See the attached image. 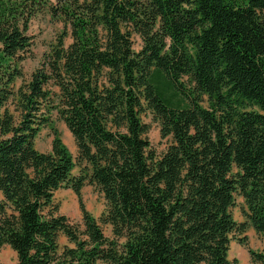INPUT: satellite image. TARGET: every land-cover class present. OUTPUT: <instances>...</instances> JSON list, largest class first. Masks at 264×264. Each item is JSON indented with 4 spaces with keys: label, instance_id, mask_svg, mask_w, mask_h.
Here are the masks:
<instances>
[{
    "label": "trees",
    "instance_id": "trees-1",
    "mask_svg": "<svg viewBox=\"0 0 264 264\" xmlns=\"http://www.w3.org/2000/svg\"><path fill=\"white\" fill-rule=\"evenodd\" d=\"M46 10L66 29L15 89L31 21ZM147 110L171 138L161 155ZM54 112L81 176L57 128L51 151L35 146ZM87 179L114 237L86 208ZM62 187L78 195L83 229L59 213ZM0 191V248L17 264H242L229 258L231 233L264 235V0H0ZM248 251L264 264V248Z\"/></svg>",
    "mask_w": 264,
    "mask_h": 264
},
{
    "label": "rangeland",
    "instance_id": "rangeland-1",
    "mask_svg": "<svg viewBox=\"0 0 264 264\" xmlns=\"http://www.w3.org/2000/svg\"><path fill=\"white\" fill-rule=\"evenodd\" d=\"M55 2L56 0H51ZM66 29L65 23L62 19L56 18L46 10L38 14L30 25L29 33L34 38V44L32 51L21 62L23 69V77L18 78L15 89L21 86L25 81L29 80L32 72L41 65L46 55L52 51L53 46L57 44L59 36ZM69 34L65 38L66 45L72 42L70 35V28H67ZM133 48L135 51H140L143 47L144 41L141 35L137 32L132 33ZM186 85L190 87L187 78H184ZM179 96L176 101L181 104H186L187 100ZM206 99V98H205ZM207 105V100L204 101ZM14 109V106L11 105ZM249 109H258L255 106H249ZM142 119L144 122L150 125V129L147 133V137L151 142L152 149L161 155L166 151L171 144L170 137H162L160 121L155 117L151 110H147L142 113ZM54 128H57L60 132L61 138L72 152L77 165L73 170V176H81L83 173L82 166L78 162V147L75 138L65 121L58 115L57 112L53 113V124L51 126L44 127L38 137L35 140V146L40 151L49 152L52 150V143L54 139ZM82 199L86 205V208L100 221L101 216L106 212L108 203L103 191L96 184L91 183L89 179L85 181L81 190ZM56 202L59 204V213L66 215L72 223L83 229V214L79 203V197L71 187H62L55 193ZM3 200V194L0 191V201ZM245 207L244 198L240 194H236L235 205L232 207V214L234 218L242 223L246 220L243 214V208ZM101 222V221H100ZM105 234L108 237H114L112 226L101 222ZM231 243L229 250V258L231 260L237 259L242 264H251V257L248 248L254 250H262L264 248V235L257 232L253 227L248 226L244 233L238 231L231 233ZM239 238H244L247 245L241 244ZM59 242L61 246L74 244L69 241L68 237L61 232L59 235ZM17 253L14 249L6 244L0 248V263L1 264H17Z\"/></svg>",
    "mask_w": 264,
    "mask_h": 264
}]
</instances>
